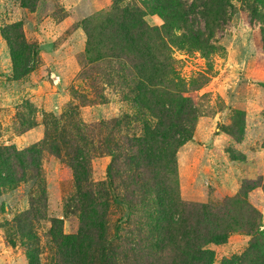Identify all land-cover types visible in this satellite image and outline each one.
Wrapping results in <instances>:
<instances>
[{
	"label": "rangeland",
	"instance_id": "rangeland-1",
	"mask_svg": "<svg viewBox=\"0 0 264 264\" xmlns=\"http://www.w3.org/2000/svg\"><path fill=\"white\" fill-rule=\"evenodd\" d=\"M182 1L194 29L213 20L210 42L220 49L208 61L173 49L197 117L163 173L128 144L143 135L128 90L117 78L87 76L105 64L87 62L81 22L111 0H0V148L40 151L24 180L0 184V264H167L152 259L162 202L221 206L248 183L257 186L247 201L264 222V8L228 0L214 22L206 0ZM147 20L163 23L158 14ZM6 37L18 53L30 48L23 76ZM59 232L76 239L61 242ZM249 240L235 232L209 244L213 263L241 255Z\"/></svg>",
	"mask_w": 264,
	"mask_h": 264
},
{
	"label": "trees",
	"instance_id": "trees-1",
	"mask_svg": "<svg viewBox=\"0 0 264 264\" xmlns=\"http://www.w3.org/2000/svg\"><path fill=\"white\" fill-rule=\"evenodd\" d=\"M137 1L111 0L107 10L81 22L86 35L87 62L105 64L102 71H92L87 76L95 83L100 81L101 74L109 83L117 78L119 82L114 84L128 90L130 100L139 109L134 118L142 124L143 134L132 138L128 144L148 167L165 173L175 150L183 139L189 138V127L197 117L193 99L184 95L190 87L175 66L173 49L198 51L208 61L220 47L210 42L214 36L213 20L206 18L203 30L194 29L189 24V13L182 0ZM227 1L206 0L211 7L207 12L213 14L214 22L220 14L221 3L224 5ZM255 3L264 8V0H255ZM153 14L162 19L160 26L148 22L147 17ZM260 20L264 37V14L260 15ZM6 39L13 71L17 77L23 76L29 71L27 52L30 48L26 51L22 46V53H18L11 37ZM197 82V79L190 80V86H196ZM123 98L127 100V95ZM262 144L264 146V139ZM39 152L33 147L0 148V184L24 180L27 170L36 169ZM16 166H19L18 173ZM105 175L107 187L113 191L110 165ZM256 186L248 183L239 195L223 206L197 202L175 206L162 202L151 236L152 259H166L167 264H214V251L208 245L222 244L229 234L241 232L250 236L247 249L221 264H264V226L259 230L264 222L247 201L248 191ZM262 188L264 191V185ZM59 235L61 242L76 239L61 232Z\"/></svg>",
	"mask_w": 264,
	"mask_h": 264
}]
</instances>
